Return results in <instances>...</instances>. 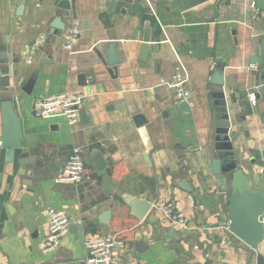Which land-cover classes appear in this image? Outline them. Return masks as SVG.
I'll return each instance as SVG.
<instances>
[{
    "label": "crops",
    "instance_id": "crops-1",
    "mask_svg": "<svg viewBox=\"0 0 264 264\" xmlns=\"http://www.w3.org/2000/svg\"><path fill=\"white\" fill-rule=\"evenodd\" d=\"M68 1L69 9L59 0H0V58L13 59L9 81L23 133L12 153L0 146V264L81 263L88 238L114 233L124 241L115 250L119 264H264V240L252 248L229 231L230 176L212 169L214 94L222 92L238 166L253 189H264L263 73L250 62L264 35L259 0H211L188 10L175 0ZM55 18L63 30L51 26ZM73 20L80 37L67 50ZM147 27L149 51L140 61ZM39 39L29 63L23 47ZM111 39L119 59L112 73L105 64ZM217 63L224 64L222 86L210 82ZM177 71L187 77L189 111L177 108L181 99L164 83ZM61 92L85 95L84 117L34 111L37 99ZM75 146L83 177L56 182ZM95 151L106 163L99 169ZM184 180L190 190L180 187ZM126 194L152 203L142 219ZM164 200L187 227L165 220L155 208ZM51 207L64 209L71 224L59 246L44 252ZM105 210L107 222L99 219Z\"/></svg>",
    "mask_w": 264,
    "mask_h": 264
},
{
    "label": "water",
    "instance_id": "water-1",
    "mask_svg": "<svg viewBox=\"0 0 264 264\" xmlns=\"http://www.w3.org/2000/svg\"><path fill=\"white\" fill-rule=\"evenodd\" d=\"M182 10L194 8L200 4L211 0H175ZM58 5L69 9L68 0H59ZM259 9L264 10V0H259ZM51 26L57 30H63L64 24L59 18H55ZM264 34V33H262ZM149 28L144 31L142 45L139 52V60L145 61L149 51ZM116 41L111 39L108 42V48L105 56V64L108 71L112 73L115 70L119 59L115 53ZM259 52L251 57V63L255 69L263 73L261 76V89L264 91V35L258 39ZM13 62L9 54L2 55L0 58V112L2 121V130L0 136V146L12 153L15 148L21 147L23 140L21 117L17 107V97L14 94L9 77L11 71L9 64ZM224 64L217 63L213 69L210 82L217 86L224 83ZM215 104L217 120L215 122V151L216 156L212 159V169L215 174L228 173L230 176L231 193L228 199V229L231 233L245 242L252 248H256L258 243L264 240V189L255 190L251 187L247 174L238 166L235 151L230 141L229 128L231 122L227 113L226 100L222 92L215 93ZM177 108L181 111H189L190 107L186 99H181L177 103ZM39 114V113H38ZM79 117H84L83 110L79 111ZM143 115L136 114L134 120L136 124L143 122ZM148 161V157L145 156ZM94 169L105 166V161L99 151L92 153L91 157ZM180 187L184 190H190L187 182L181 181ZM125 202L130 206L133 215L142 219L151 209L152 203L144 196L133 198L131 195H125ZM110 211L105 210L101 213L99 219L107 222ZM103 218V219H102ZM69 264L74 263L72 260Z\"/></svg>",
    "mask_w": 264,
    "mask_h": 264
},
{
    "label": "built area",
    "instance_id": "built-area-1",
    "mask_svg": "<svg viewBox=\"0 0 264 264\" xmlns=\"http://www.w3.org/2000/svg\"><path fill=\"white\" fill-rule=\"evenodd\" d=\"M79 37L80 24L73 20L65 32L64 47L71 50ZM42 40L39 39L36 42L24 45L23 54L27 62L32 61V56ZM186 81L187 77L182 72L177 71L170 80L164 83L174 89L178 99H187L190 92L186 87ZM247 96L251 104L256 103L254 91L249 92ZM84 102V94L61 92L37 99L33 104V109L42 116L63 114L73 122L78 119L79 111ZM84 164L81 149L77 146L73 147L55 181H79L83 177ZM155 208L162 213L165 220L174 228L188 226L185 216L178 210L173 201L158 202L155 204ZM47 216L48 227L42 247L44 252H50L59 246L61 239L69 232L71 224L69 216L62 208H49ZM123 244L124 241L116 233L88 238L85 241L86 256L83 262L84 264H119L117 258H115V250L122 247Z\"/></svg>",
    "mask_w": 264,
    "mask_h": 264
}]
</instances>
